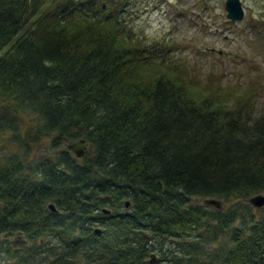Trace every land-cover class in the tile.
<instances>
[{
    "label": "trees",
    "instance_id": "obj_1",
    "mask_svg": "<svg viewBox=\"0 0 264 264\" xmlns=\"http://www.w3.org/2000/svg\"><path fill=\"white\" fill-rule=\"evenodd\" d=\"M129 4L0 0V256L264 264V205L247 202L264 194L258 86L201 80L127 29ZM207 197L228 205L191 202Z\"/></svg>",
    "mask_w": 264,
    "mask_h": 264
},
{
    "label": "rangeland",
    "instance_id": "obj_2",
    "mask_svg": "<svg viewBox=\"0 0 264 264\" xmlns=\"http://www.w3.org/2000/svg\"><path fill=\"white\" fill-rule=\"evenodd\" d=\"M225 1L130 0L121 18L148 45L168 41L173 57L201 80L212 73L224 86L256 84L255 111L264 112V0H240L244 15L236 21L227 17ZM261 17L263 22L253 26L251 21ZM47 143L28 158L47 157ZM191 202L200 204V199ZM226 205L222 200V208ZM0 264H6L4 256Z\"/></svg>",
    "mask_w": 264,
    "mask_h": 264
},
{
    "label": "water",
    "instance_id": "obj_3",
    "mask_svg": "<svg viewBox=\"0 0 264 264\" xmlns=\"http://www.w3.org/2000/svg\"><path fill=\"white\" fill-rule=\"evenodd\" d=\"M225 9L227 11V17L231 21H236L238 19H241L244 15L242 3L240 0H226ZM66 147L68 150L72 151L76 157H81L88 148V143L85 139H79L76 141L68 142ZM247 202L253 207H261L264 205V194L263 193L253 194L247 197ZM200 203L203 205L212 206L215 209H221L222 207V200L214 197L200 198ZM127 205L128 202H126V206ZM49 207L52 210H55L53 204H49ZM106 212L108 211L106 210ZM95 232L99 233L100 230L95 229Z\"/></svg>",
    "mask_w": 264,
    "mask_h": 264
}]
</instances>
